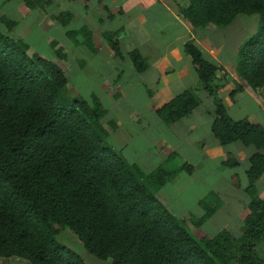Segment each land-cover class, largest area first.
<instances>
[{"label":"trees","instance_id":"trees-1","mask_svg":"<svg viewBox=\"0 0 264 264\" xmlns=\"http://www.w3.org/2000/svg\"><path fill=\"white\" fill-rule=\"evenodd\" d=\"M23 1L30 8L40 3ZM83 3L88 7L89 0ZM178 8V16L193 29L227 27L241 15L257 16L258 29L238 50L235 71L264 100V0H182ZM68 17L62 13L58 20ZM0 20L8 30L13 28L14 22L5 16ZM79 31L88 49L103 38L116 56H122L120 30L97 34L82 27ZM28 51L22 40L0 31V259L86 264L57 240L60 230L68 228L88 253L103 261L111 259L112 264H264V199L255 188L264 172L260 152L264 127L228 115L216 93L218 66L204 57L198 45L188 40L184 51L214 104L213 137L221 145L238 140L257 149L247 171L246 193L251 200L238 216L239 237L227 230L210 238L191 233L158 196L177 170L166 172L160 165L146 174L129 163L107 144L106 110L94 94L90 100L65 101L68 76L61 65L62 51L52 59ZM127 55L137 73L147 68L137 50ZM242 88L234 82L230 97ZM197 104L193 91L186 90L156 115L170 125ZM233 164L230 159L224 163ZM200 204L206 212L192 220L195 226L216 209L207 198Z\"/></svg>","mask_w":264,"mask_h":264},{"label":"crops","instance_id":"crops-1","mask_svg":"<svg viewBox=\"0 0 264 264\" xmlns=\"http://www.w3.org/2000/svg\"><path fill=\"white\" fill-rule=\"evenodd\" d=\"M5 1L10 0H4L3 4ZM39 2L30 8L23 0H17L18 5L13 4L11 11L22 9L21 19L35 15L36 26H41L45 31L43 33L47 34L46 44L52 49V56L54 52L61 50L64 59L68 57L66 51H71L73 45H70L67 39L71 31H78L87 26L92 31L96 29L103 31L100 27L103 23L110 26L113 31L125 28L119 37L122 53L137 50L145 58L147 68L141 73H136L131 61L132 69L140 77L136 80L139 86L125 85L121 88L124 93L126 89H138L137 92L135 89L133 91L132 95H136L133 96L135 98L127 102V105H132L135 112H126V107L123 108L126 100L122 96L114 97V94L108 96L110 102L107 109L104 108L106 114L103 123L111 122L112 119H108V115L116 121L113 129L109 130L107 137L109 145L120 154L126 152L128 159L126 160L136 164L146 174L160 165L166 172L177 170L174 177L160 188L158 196L164 201L168 211L182 219L197 238H210L221 230H227L233 236L239 237L241 232L238 216L251 200L246 193L247 171L250 168V158L257 149L238 140L221 145L213 137L211 127L215 119L214 104L198 81L190 56L184 51V43L194 36L191 26L186 25L187 22L185 23L164 0H89L88 7L84 5L83 0ZM62 13L70 14V18H67L69 21L58 20V15ZM109 14L113 17L110 18ZM0 15L7 14L0 12ZM10 20L14 22V28L18 20ZM72 22L78 24V29H69ZM208 27L210 26L194 31L198 36L199 31ZM13 28L10 30V37L21 40L22 34L15 35L16 30ZM50 31L52 33L49 35ZM133 31H136L135 38L125 49L122 40L125 36L131 37ZM61 35L64 36V40ZM57 36L60 40L56 39ZM197 38L204 41L207 37L201 34ZM80 39L76 46L88 53L83 38ZM198 39H195L197 44ZM95 45L103 47L107 54L117 58L102 39H98L93 44ZM198 46L204 57L219 62L214 83L218 86L216 93L228 115L233 120L247 118L252 123L264 127V101L259 94L257 96L254 90L244 85L232 99L230 93L234 88V83L231 82L233 77L227 75L228 71L224 73L227 69L222 60H217L213 56L216 50L209 49L206 52L203 46L200 44ZM117 60L124 64L123 60L119 58ZM196 86L198 88L194 89V94L198 104L191 113L170 125L158 118L156 111L162 105L179 93ZM147 87L153 91L147 93ZM108 108L111 110L110 113ZM123 137L131 138L132 141L128 143ZM260 152L264 153L263 150ZM160 156L163 158L157 159ZM228 159L235 161L236 164L224 165ZM255 188L257 195L264 199V172L256 180ZM213 193L215 211L199 225H192L193 219L202 218L204 215L200 202L206 198L211 200L208 197ZM10 261L23 264L27 262L16 257L0 259L4 264H10Z\"/></svg>","mask_w":264,"mask_h":264},{"label":"rangeland","instance_id":"rangeland-1","mask_svg":"<svg viewBox=\"0 0 264 264\" xmlns=\"http://www.w3.org/2000/svg\"><path fill=\"white\" fill-rule=\"evenodd\" d=\"M3 1L4 0H0V12L6 13L8 16L7 15L5 16L9 20L10 19L18 20V22L15 24V27L13 29L16 30L15 35L21 36L22 34L21 40L29 46L28 53L29 54L36 53L37 55H39L40 57H44L45 59H52L55 56V52L53 53L52 56L53 51L51 48H49L50 47L49 44L48 45L46 44L47 34L43 33L45 31L41 26H36L37 24H35L36 21L34 17L35 15L27 16L24 19L23 18L21 19L20 17L22 16V9L19 8L20 10L18 9L17 11L16 10L11 11L13 4H15V6L18 5L17 0L5 1L4 4ZM164 1L167 2L173 8L174 12L178 15L179 13L178 5H180V2L182 0H164ZM184 22L186 23L187 21ZM187 24L189 25L188 22L186 23V25ZM209 26L210 27H208L207 29L199 31L200 33L198 36L196 35L195 32L196 30L191 27V32L193 33L194 36H192L190 40L193 41L196 45L200 44L201 46H203L206 52H208L207 50L209 49L216 50L215 51L216 53L215 55L213 54V56H215L217 60H222V63L225 65L227 69L224 70V73H227L228 71L227 75L233 77V80H231V82L232 83L238 82L239 84L246 86V84L239 78V76L235 71V66L238 61L237 52L242 47L245 40L248 37L253 36L254 35L253 33H256L258 29L257 16L241 15L236 19H234L233 23L227 27L220 28V27H213L211 25ZM100 27L102 28L101 30L103 31L96 29L95 31L97 34H99L100 32L105 33V32L113 31L111 30L112 28L110 26L105 25L104 23ZM103 27H105L106 29H103ZM86 28L92 30L88 26ZM69 29L72 30L78 29V24H76V22H72L69 26ZM124 30L125 28L123 27L120 28L121 32H119V34H122ZM127 30H129L130 32L132 31V29H127ZM0 31L9 37L11 36L10 30L7 29V27L1 20H0ZM72 32L73 33L70 34V36L67 38L69 40L68 43H70V45L73 44L72 50L66 51L68 53L66 54V56H68L67 58H69L68 59L69 62L67 58L62 59L61 61V65L66 71V74L68 76V84L66 86L65 95H64L65 101H71L74 98L90 100L91 95L94 94V96H96L98 101H100L101 105L105 109H107L108 102H110L108 96L114 94V97L122 96L126 100L124 102L125 105L123 106V108L126 107L127 113L131 111L132 113L135 112L134 108L132 109V105L130 106L127 105V102H130L133 98H135L133 96H136V95H132L135 88L126 89V93H124L123 90L121 89L122 87L124 88L125 85L132 87L133 85L136 87L139 86L136 80L140 77H138L135 74L136 70L134 71V69H132L131 59L127 55L128 52L122 53V50L120 49L122 56L121 57L116 56L120 60L124 61L123 65L119 63L121 61H118L117 58L115 59L114 57H112V55L107 54V51H105L103 47H98L95 45L93 46V49H88V53L83 52L78 49L79 46H76L78 45L77 44L78 40H81L80 39L81 37L83 38L81 31L79 32L72 31ZM50 33L52 32L51 31L48 32L49 35ZM201 34L204 35L205 38L207 37L206 40L203 41V39L197 38ZM135 35H136V31H133L131 37L129 38H127L126 36L124 37L122 42L125 49L128 43L133 38H135ZM61 37L64 40V36L61 35ZM56 39L60 40L58 36ZM100 39H102V41L104 42L103 38ZM195 39H198L199 41L198 44L195 41ZM101 45H102L101 42H99V46ZM124 54H126V56H124ZM213 62L216 66H218L219 62L217 63L216 60H213ZM102 84H104V86H102ZM197 88L198 86H196L195 88H191V91L195 93L194 89ZM135 91L137 92L138 89L136 88ZM151 91H153V89L150 90V88L147 87L146 92L148 93ZM254 91L256 92L257 96L259 94V96L262 98L259 90H254ZM108 110L110 113L111 110L109 108ZM108 119H112L111 122H107L103 124L106 127L113 129L115 119L110 115H108ZM123 138L125 139L124 141L128 143L132 141L131 138L128 137H123ZM107 144H109L108 141ZM120 155L123 156L125 159H127L126 152ZM162 158L163 156H160V158L157 159H162ZM157 159H155V161ZM214 194L215 193L211 194L209 198L211 199L210 200L211 204H213L214 202V200L212 199L215 197ZM210 206L212 205L208 204V207ZM200 207L203 208V212L205 213L206 209L204 208V206L200 204ZM56 238L60 243L64 244L67 249L74 251L78 255H80V257H82V259L85 261L86 264H112L111 259H107L103 261L88 253L83 247V245L79 242L77 237L68 228L60 230V232L56 235ZM0 264H4V263L0 262ZM10 264H23V263H16L15 261H10ZM24 264H29V263L26 262Z\"/></svg>","mask_w":264,"mask_h":264}]
</instances>
